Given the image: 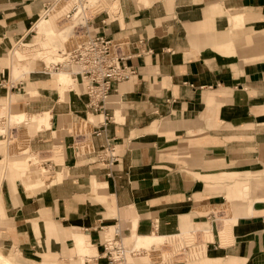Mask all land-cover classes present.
<instances>
[{"label":"crops","instance_id":"obj_1","mask_svg":"<svg viewBox=\"0 0 264 264\" xmlns=\"http://www.w3.org/2000/svg\"><path fill=\"white\" fill-rule=\"evenodd\" d=\"M52 1L0 0V81L9 77L0 103L16 104L12 94L29 85L38 94L17 109L51 115L49 127L30 128L44 169L14 159L26 183L0 153L3 245L37 262L26 264H107L102 242L115 228L135 237L132 249L211 231L204 258L170 264H264V0H120L119 17H97L96 31L136 42V74L114 84L105 126L81 80L63 94L43 65L27 81L13 78L23 60L13 52L10 66L8 52ZM105 146L112 164L99 160Z\"/></svg>","mask_w":264,"mask_h":264},{"label":"rangeland","instance_id":"obj_2","mask_svg":"<svg viewBox=\"0 0 264 264\" xmlns=\"http://www.w3.org/2000/svg\"><path fill=\"white\" fill-rule=\"evenodd\" d=\"M70 3L68 0L60 1L59 4L51 10L47 14L46 22L39 21L38 28L36 27V23L33 25L32 31L29 33L27 38L15 43L13 48L8 52V64H11V61L14 59L13 52L16 54L15 62L20 61L21 64L14 69L13 78H18V80H26L28 78V72L31 70L39 69L40 65L50 66L48 70L51 69V61L54 60V57L58 55V51L60 50H69L77 45L83 39V32L85 28L81 27V23H85V19L82 15H79L77 19L75 18H67V13L70 10ZM101 6L96 7L92 6L87 12L86 15L89 18H93L95 15L101 13V15H106L108 12L111 18L119 17L120 13L116 14V11H119L120 8V0H99ZM98 5V4H97ZM111 13H110V12ZM114 13V14H113ZM58 16V17H57ZM121 17V16H120ZM42 18V17H41ZM57 23V24H56ZM53 30L58 34H54ZM62 33V34H61ZM25 43H30L32 47H27ZM60 53V52H59ZM59 56H61L59 54ZM61 57L58 60H60ZM55 60V62H57ZM49 62V63H47ZM11 66V65H10ZM60 71H65L58 75ZM50 77L52 79H56L57 75L60 78V82L62 85H59V90L61 93L70 90L71 88L79 91L78 82L74 76L70 74L69 70H59L57 72L50 71ZM74 79H73V78ZM11 83H9L10 86ZM29 85L26 87V91H16V95L12 94V102H16V104L11 103L10 100L2 101L0 103V134H3L4 137L0 136V153L3 154V164L4 168L8 166H14L15 170H17L22 176V178L26 179V175L24 176L21 168L15 165L14 159H22L24 158V164L27 168L43 170L44 167L41 165L42 155L36 154L32 151L29 145V137H31L32 132L30 131L31 125L35 126L38 129H42L43 127H49L50 117L49 113H41V114H32L28 115L24 111V109L18 110L17 106L25 102L29 99V96L34 94H38L35 91L32 93L29 92ZM33 88V87H32ZM15 90V89H14ZM18 104V105H17ZM90 119L95 120L94 116L90 113ZM19 118V119H18ZM44 118V119H43ZM13 121H12V120ZM14 121H22L21 125L23 128H18L20 124H17ZM49 121V123H48ZM3 124V125H2ZM86 124V129H84ZM26 125V126H25ZM79 130L88 131L92 130V125L85 120L80 122ZM4 127V128H3ZM84 127V128H83ZM81 128V129H80ZM3 129V131H1ZM81 130V131H82ZM4 139V140H3ZM20 152V153H19ZM25 152V153H23ZM60 149L54 147L52 151V156L55 161H59L58 157L60 155ZM46 157V156H45ZM30 159V160H29ZM10 169V168H9ZM46 170V169H45ZM2 171V170H1ZM0 171V172H1ZM56 170L50 169L49 173H55ZM34 181V180H33ZM26 183V182H25ZM248 191L250 190L247 189ZM216 211L219 212L220 221L223 219V224L228 223V230L225 231V234L220 230L221 235H225V237H229L231 232V224L230 221H226V217L230 216L231 209L229 205H223L216 208ZM3 216L0 211V225H3L5 222ZM219 221V223H220ZM221 225V226H222ZM156 234V233H153ZM207 232H197L194 234H186L183 239L179 242V238L176 237L173 239L172 243H166L163 245L155 246L156 249L148 250L147 245L136 246V248H141L139 254H136L134 257V264H170L173 261H192L194 259H198L199 257L202 259L205 256V246L200 248L197 254V257H191V251L202 245L205 241V235ZM159 235V234H158ZM125 237V236H124ZM5 238V233L2 232L0 227V264H26V263H35L29 260H25L22 258L15 249H10L3 245V239ZM135 238L133 236L125 237L124 241L128 248L132 249L134 243L131 242ZM191 239V241H189ZM191 245V246H187ZM154 248V247H152ZM147 249V250H144ZM150 249V248H149ZM86 253L90 254L91 251L86 250ZM3 256V257H2ZM2 257V258H1ZM167 257V259H166ZM191 257V258H190ZM130 258V256H129ZM7 260V261H6ZM6 261V262H5ZM82 259L80 258L79 262L71 261L70 264H81ZM26 262V263H25ZM37 263V262H36ZM66 264V263H60ZM86 264V263H85Z\"/></svg>","mask_w":264,"mask_h":264},{"label":"built area","instance_id":"obj_3","mask_svg":"<svg viewBox=\"0 0 264 264\" xmlns=\"http://www.w3.org/2000/svg\"><path fill=\"white\" fill-rule=\"evenodd\" d=\"M60 1L53 0L45 4L43 15H47L53 10ZM67 1V0H66ZM70 10L67 18H74V15L85 11V13L93 6L91 0H68ZM42 15V16H43ZM101 15H95L89 18L84 15L85 23H81V27L85 28L83 39L69 50H61V59L45 66L48 72H57L59 70H69L70 74L79 79L86 85V94L88 96V107L95 113L105 115L103 126L107 125L112 119L108 112V104L114 91V84L129 80L136 71L129 63L133 58V46L136 42L132 41L129 35L120 34L118 36L106 35L104 32L96 31L94 28V20ZM107 17L102 18L101 22L106 23ZM138 43H143V39H139ZM9 77H3L0 81V87L7 86ZM11 88H15V83L10 84ZM117 154L115 149L105 146L99 154V160L108 161L112 164L116 161ZM111 236H105L102 242L103 251L101 257L106 259L107 264H134L129 260V256L133 257L139 254L141 250L130 249L125 244L119 229L115 228Z\"/></svg>","mask_w":264,"mask_h":264},{"label":"bare ground","instance_id":"obj_4","mask_svg":"<svg viewBox=\"0 0 264 264\" xmlns=\"http://www.w3.org/2000/svg\"><path fill=\"white\" fill-rule=\"evenodd\" d=\"M92 1V4H93V6H95L96 5V7H98V6H101V3H99V0H91ZM98 4V5H97ZM119 10V9H118ZM110 12V11H109ZM111 13V12H110ZM82 14V16L84 17V15L86 14L85 13V11L84 12H82L81 13ZM114 14V13H113ZM116 14H118V11H116ZM80 14L79 13H77V14H75L74 15V18L75 19H77L78 18V16H79ZM58 17V16H57ZM48 17H47V15H43V17L41 18V20L40 21H42V22H46V19H47ZM57 24V23H56ZM53 33L54 34H58L56 31H54L53 30ZM62 34V33H61ZM60 51V50H59ZM59 51H58V55L56 56V58L54 57V60H52L50 63H52V62H55V60L57 61V59H59L61 56H59ZM47 63H49V62H47ZM62 72H65V71H60L59 73H58V75L60 76V74L62 73ZM57 75V76H58ZM58 76V77H59ZM73 78V77H72ZM92 114V113H91ZM44 119V118H43ZM12 120V119H11ZM13 121V120H12ZM14 122H16L17 124H19V123H21V121L19 122V121H14ZM48 123H49V121H48ZM3 125V124H2ZM26 126V125H25ZM4 128V127H3ZM1 131H3V129H1ZM4 132V131H3ZM4 140V139H3ZM20 153V152H19ZM23 153H25V152H23ZM30 160V159H29ZM226 219H227V217H226ZM223 219H221V221H220V224H219V227H220V229H221V231H222V233L223 234H225V231L226 230H228V223H226V224H223L222 225V223H223V221H222ZM222 225V226H221ZM186 234H194V233H184V234H179V235H173V236H166L165 237V239L164 240H162L160 243H158V244H155V245H152V246H150V247H148L147 249L148 250H154V249H156L155 248V246H158V245H163V244H166V243H172L173 242V239L174 238H176V237H178L179 238V242L181 241V239H183V237H184V235H186ZM206 237H205V241H204V243L202 244V245H200V246H198V247H196V248H194L192 251H191V253H190V256L191 257H197L198 255V253H199V249L200 248H202V247H204L205 246V248H206V243H207V241H210V240H212V236H213V233L211 232V231H209V232H207V234L205 235ZM189 241H191V239H189ZM187 246H191V245H188L187 244ZM152 247H154V248H152ZM150 248V249H149ZM147 249H145V250H147ZM1 256V255H0ZM3 257V256H2ZM1 257V258H2ZM190 257V258H191ZM166 259H167V257H166ZM0 260H2L3 261V259H0ZM129 260L130 261H132V262H134V257H130L129 258ZM7 261V260H6ZM5 261V262H6Z\"/></svg>","mask_w":264,"mask_h":264}]
</instances>
